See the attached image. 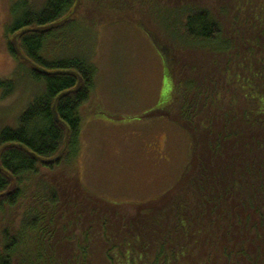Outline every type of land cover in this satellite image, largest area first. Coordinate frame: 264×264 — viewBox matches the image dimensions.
<instances>
[{
	"label": "trees",
	"instance_id": "obj_1",
	"mask_svg": "<svg viewBox=\"0 0 264 264\" xmlns=\"http://www.w3.org/2000/svg\"><path fill=\"white\" fill-rule=\"evenodd\" d=\"M74 1L44 0L40 8L14 2L5 34L59 20ZM97 1L90 14H100L107 2L139 11L112 19L142 28L163 60V92L143 115H164L185 128L190 160L168 190L147 201L113 204L87 191L65 164L76 152L79 109L93 91L96 68L84 52L60 57L48 45L77 17L45 32H24L18 38L23 54L57 72L19 61L8 41L19 64L0 79L1 98L23 77L35 86L15 124L0 126V264H264V9L254 18L243 15L245 0H235L238 9L231 0H184L193 7L163 30L143 20L141 2L132 8L128 0ZM223 38L219 58L196 75V45ZM75 74L82 81L72 91ZM64 91L56 111L69 128L67 149L54 162H39L33 154L52 158L64 145L65 126L53 117L54 100ZM29 189L17 225L5 221L4 212Z\"/></svg>",
	"mask_w": 264,
	"mask_h": 264
},
{
	"label": "rangeland",
	"instance_id": "obj_2",
	"mask_svg": "<svg viewBox=\"0 0 264 264\" xmlns=\"http://www.w3.org/2000/svg\"><path fill=\"white\" fill-rule=\"evenodd\" d=\"M19 1L0 0V79L11 77L19 64L8 50L9 36L5 34L13 19L11 7ZM128 1L132 8H139L141 2L142 18L151 29L170 28L166 22L172 20V24L193 7L190 0L186 3L184 0ZM30 2L40 8L44 0ZM94 2L98 1L87 0L85 5L82 0L76 21L57 32L48 44L55 56L57 53L60 57L81 56L84 52L96 68L93 91L79 109L81 126L76 152L65 167L71 168L70 172L87 191L113 204L147 201L168 190L187 167L191 137L167 116L143 115L159 103L166 80L163 60L142 28L125 19H112L119 13L130 16L139 11H121L107 2L100 6V14L91 15L89 10ZM234 2L231 0L232 7ZM235 8L238 9L236 4ZM262 9L264 0H245L243 15L252 14L257 18ZM176 36L173 33L170 37L174 40ZM226 41V38L220 39L210 47L196 45V62L192 65L197 69L196 75L202 74L204 65L210 64L205 62L219 58ZM24 78L6 98H1L0 89V126L14 125L18 113L31 99L35 85ZM47 172V168H40V174L47 175ZM31 192L26 191L18 205L4 212L5 221L11 220V224L17 225Z\"/></svg>",
	"mask_w": 264,
	"mask_h": 264
},
{
	"label": "water",
	"instance_id": "obj_3",
	"mask_svg": "<svg viewBox=\"0 0 264 264\" xmlns=\"http://www.w3.org/2000/svg\"><path fill=\"white\" fill-rule=\"evenodd\" d=\"M82 0H75L73 3V6L71 8V10L62 18H60L59 20H56L52 23L43 25V26H38L32 29L29 28H23L15 33H13L11 36H9V43L12 45L13 50L15 51V54L17 56V59L21 62H24L25 64L31 66L34 70L39 71V72H43V73H47V74H51V73H55L57 71H47L41 67H39L38 65L34 64L32 61H30L22 52V50L19 47V43H18V38L21 34H23L24 32L28 31V30H34V31H40V32H45L47 30H50L52 28H58L60 26H62L64 23L68 22L69 20H72L73 18H75L77 16V13L80 9V4H81ZM74 73V72H71ZM75 76L77 77V82L74 86V88L72 89V91H77L80 88L81 85V77L78 74H75ZM71 91V90H70ZM68 91H64L62 93H60L56 99L54 100L53 103V117L54 119L60 123L63 124L65 126V142L63 147L61 148L60 152L52 157V158H41L39 156L34 155L35 159L39 162H43V163H50V162H54L56 161L61 155L62 153H64L67 149V143H66V137L68 136L69 133V128L65 125V123L59 118L58 113L56 111V102L58 100V98L62 95H65Z\"/></svg>",
	"mask_w": 264,
	"mask_h": 264
}]
</instances>
